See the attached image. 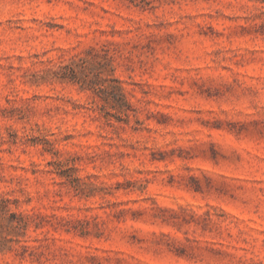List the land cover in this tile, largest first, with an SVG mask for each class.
<instances>
[{
    "label": "rangeland",
    "instance_id": "1",
    "mask_svg": "<svg viewBox=\"0 0 264 264\" xmlns=\"http://www.w3.org/2000/svg\"><path fill=\"white\" fill-rule=\"evenodd\" d=\"M0 264H264V0H0Z\"/></svg>",
    "mask_w": 264,
    "mask_h": 264
},
{
    "label": "trees",
    "instance_id": "2",
    "mask_svg": "<svg viewBox=\"0 0 264 264\" xmlns=\"http://www.w3.org/2000/svg\"><path fill=\"white\" fill-rule=\"evenodd\" d=\"M80 61H81V63H85V61L84 60H82V59H80ZM74 62V61H73ZM74 63H76V62H74ZM71 68V67H70Z\"/></svg>",
    "mask_w": 264,
    "mask_h": 264
}]
</instances>
